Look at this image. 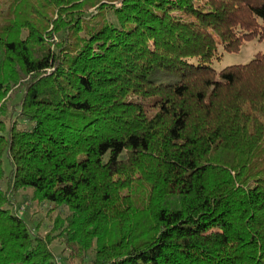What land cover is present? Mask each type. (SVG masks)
Instances as JSON below:
<instances>
[{
	"label": "trees",
	"instance_id": "1",
	"mask_svg": "<svg viewBox=\"0 0 264 264\" xmlns=\"http://www.w3.org/2000/svg\"><path fill=\"white\" fill-rule=\"evenodd\" d=\"M262 16L0 0V264H60L55 243L65 264H264V53L213 67L264 41ZM27 190L58 211L44 235Z\"/></svg>",
	"mask_w": 264,
	"mask_h": 264
},
{
	"label": "rangeland",
	"instance_id": "2",
	"mask_svg": "<svg viewBox=\"0 0 264 264\" xmlns=\"http://www.w3.org/2000/svg\"><path fill=\"white\" fill-rule=\"evenodd\" d=\"M263 53L264 41L261 43L256 40L248 45L243 46L237 54H225L224 59H222L220 62L215 61L213 63V67L219 71H222L226 66H238L239 64L245 65L248 64L253 57ZM5 168L6 170L9 169L7 160L5 161ZM3 187L5 189V185H3ZM16 206L22 208L23 213L22 211H20V213L30 223L31 226L32 224L35 225L36 223L41 225L40 232L43 235L50 231L53 220L58 214V211L53 213L49 212L48 204L41 205L34 202L33 192L31 190L22 191L17 195ZM53 251L55 252L60 264H65L68 252H65L64 247L59 243H55L53 245Z\"/></svg>",
	"mask_w": 264,
	"mask_h": 264
}]
</instances>
